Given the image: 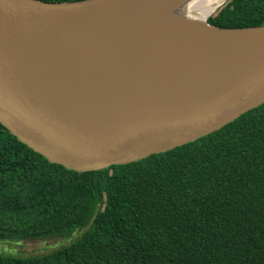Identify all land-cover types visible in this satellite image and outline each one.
Instances as JSON below:
<instances>
[{
  "label": "water",
  "instance_id": "1",
  "mask_svg": "<svg viewBox=\"0 0 264 264\" xmlns=\"http://www.w3.org/2000/svg\"><path fill=\"white\" fill-rule=\"evenodd\" d=\"M144 0H0V122L77 172L144 160L264 104V26L158 30Z\"/></svg>",
  "mask_w": 264,
  "mask_h": 264
},
{
  "label": "trees",
  "instance_id": "2",
  "mask_svg": "<svg viewBox=\"0 0 264 264\" xmlns=\"http://www.w3.org/2000/svg\"><path fill=\"white\" fill-rule=\"evenodd\" d=\"M208 22L264 26V0H228ZM75 233L0 264H264V104L195 142L93 172L51 163L0 122V241Z\"/></svg>",
  "mask_w": 264,
  "mask_h": 264
},
{
  "label": "bare ground",
  "instance_id": "3",
  "mask_svg": "<svg viewBox=\"0 0 264 264\" xmlns=\"http://www.w3.org/2000/svg\"><path fill=\"white\" fill-rule=\"evenodd\" d=\"M225 0H144L134 13L162 32L179 35H206L213 32L207 19Z\"/></svg>",
  "mask_w": 264,
  "mask_h": 264
},
{
  "label": "rangeland",
  "instance_id": "4",
  "mask_svg": "<svg viewBox=\"0 0 264 264\" xmlns=\"http://www.w3.org/2000/svg\"><path fill=\"white\" fill-rule=\"evenodd\" d=\"M75 233L70 238L58 239L55 241H0V254L7 256L31 257L52 253L63 246L70 245L78 237Z\"/></svg>",
  "mask_w": 264,
  "mask_h": 264
}]
</instances>
